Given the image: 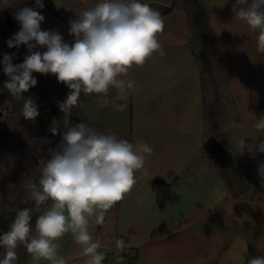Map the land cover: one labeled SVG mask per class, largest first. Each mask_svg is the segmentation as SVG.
<instances>
[{
  "label": "crops",
  "instance_id": "crops-1",
  "mask_svg": "<svg viewBox=\"0 0 264 264\" xmlns=\"http://www.w3.org/2000/svg\"><path fill=\"white\" fill-rule=\"evenodd\" d=\"M201 1L237 118L229 138L232 156L264 190L258 174L264 153L241 152L238 146L242 138L246 144L264 141V131L253 128L264 115V53L257 51L259 30L253 31L236 18L235 0ZM142 2L158 11L169 10L161 14L165 27L158 35L166 54L156 52L143 66H133L124 78L134 80L135 86L126 94L115 88L107 95L81 93L75 107V124L84 122L100 133L115 134L133 145L143 141L153 149L143 170L136 173L135 186L105 213L104 221L90 218L89 231L107 258L103 264H248L253 256L264 257V194L260 200L233 196L223 168L208 156L203 85L190 44L187 13L180 0ZM43 3L40 9L35 0H8V4L0 0V30L16 8L30 7L45 18L41 30L57 31L64 42L73 44L69 20L84 10L85 0ZM7 41L0 32V61L4 54H14ZM38 48L42 53L47 50ZM32 75L38 86L44 83L64 94L70 91L53 74ZM7 79L0 63V136L13 101L3 87ZM239 229L252 233L253 247ZM58 244V255L67 264H84L86 257L70 232ZM24 264L50 262L34 259L27 252Z\"/></svg>",
  "mask_w": 264,
  "mask_h": 264
},
{
  "label": "clouds",
  "instance_id": "clouds-1",
  "mask_svg": "<svg viewBox=\"0 0 264 264\" xmlns=\"http://www.w3.org/2000/svg\"><path fill=\"white\" fill-rule=\"evenodd\" d=\"M3 3L8 4V0ZM35 5L44 8L43 0H35ZM233 12L253 31L259 30L257 51L264 53V0H235ZM14 19L20 30L7 41L8 47L24 45L31 54L20 64H13L14 54H4L0 63L8 77L4 89L14 100L22 101L20 114L27 120L39 115L33 98L22 95L37 85L33 72L55 75L70 91L58 102L64 125L61 143L50 150L38 182L31 177L22 182L25 203L34 201L37 210L49 201L51 206L37 217L35 235L30 223L32 209L18 210L9 229L0 235V248L4 249L0 264H16L20 244L34 259L67 264L58 255V240L69 232L82 248L84 264H103L100 242L89 231L90 218L95 216L97 223L104 221L105 213L135 186L136 173L143 170L153 149L143 141L133 145L115 134L100 133L84 122L72 124L70 117L81 93L107 95L115 88L124 95L134 88L135 81L124 78L129 70L143 66L156 52L166 54L158 40L164 19L142 0H85L84 10L69 20V35L74 37L71 45L57 31L41 30L45 18L33 8H16ZM37 46L47 50L33 51ZM59 127L54 119L49 130L55 135ZM253 128L264 131V115ZM40 142L49 143L46 138ZM238 146L241 152L264 153V141L246 144L242 138ZM258 174L264 183V164ZM117 243L123 246L122 241ZM248 264H264V257L251 258Z\"/></svg>",
  "mask_w": 264,
  "mask_h": 264
},
{
  "label": "rangeland",
  "instance_id": "rangeland-1",
  "mask_svg": "<svg viewBox=\"0 0 264 264\" xmlns=\"http://www.w3.org/2000/svg\"><path fill=\"white\" fill-rule=\"evenodd\" d=\"M180 4L182 7L194 9L191 6V0H180ZM190 14H194V11L191 10ZM192 28V49L201 68L202 108L209 141L208 156L216 165H221L223 168V178L233 196H247L260 200L264 190L243 167L236 164L232 156L234 152L229 138L234 129L232 125L235 124L237 118L233 111L227 86V75L221 63L215 36L208 32L204 22H201L200 26L194 22ZM19 30L20 26L14 30V34ZM0 32L5 35L3 28ZM12 48L16 56L14 59L16 64L23 63V59L31 54L24 45ZM33 51L42 53L38 46ZM22 95L25 99L33 98L38 106L39 115L35 120L25 119L20 114L22 101L13 99L5 119L4 135L0 144V224L5 225V230L0 229V235L9 229L18 210L24 208L32 209L30 223L33 229L32 234L35 235L36 219L49 202L41 206L39 210L36 209L34 201L29 199L25 203V189L22 182L29 177L38 182L41 168L46 160L50 159V150L58 148L64 131L63 113L58 107V102L64 101L67 94L55 90L52 86L45 87L42 83L41 86L37 84ZM76 118L74 107L70 122L75 124ZM54 119L60 124L59 131L55 135L49 130ZM41 138H46L49 143L41 144ZM239 232L247 238L250 247L256 244L252 233L241 229ZM3 251L4 249L1 248L0 258H2ZM16 252L18 257L16 264H24L26 247L20 244ZM105 260H107L106 257Z\"/></svg>",
  "mask_w": 264,
  "mask_h": 264
},
{
  "label": "trees",
  "instance_id": "trees-1",
  "mask_svg": "<svg viewBox=\"0 0 264 264\" xmlns=\"http://www.w3.org/2000/svg\"><path fill=\"white\" fill-rule=\"evenodd\" d=\"M191 6L194 8V9H189V8H186V7H183V9L186 11L187 13V16H188V20H189V25H190V31H191V41H190V44H191V48H192V34H193V23L197 22L198 25L200 26L201 22H204L205 24V28L208 30V32L211 34V35H214L212 29L210 28L209 24H208V15H207V11L202 3L201 0H191ZM194 11V14H190V11ZM36 11H38V9H36ZM169 10H163L161 12L162 13H167ZM193 50V49H192ZM193 55L195 56V59L197 60L198 64H199V60L197 58V56L195 55V52L193 51ZM199 74L201 76V68H200V64H199ZM3 135H4V129L1 133V136H0V144H1V141L3 139ZM0 229L1 230H5V225L4 224H0ZM0 254H1V248H0Z\"/></svg>",
  "mask_w": 264,
  "mask_h": 264
},
{
  "label": "water",
  "instance_id": "water-1",
  "mask_svg": "<svg viewBox=\"0 0 264 264\" xmlns=\"http://www.w3.org/2000/svg\"><path fill=\"white\" fill-rule=\"evenodd\" d=\"M19 26V22L14 19V13L7 17L3 27L7 40L13 37L14 30Z\"/></svg>",
  "mask_w": 264,
  "mask_h": 264
},
{
  "label": "built area",
  "instance_id": "built-area-1",
  "mask_svg": "<svg viewBox=\"0 0 264 264\" xmlns=\"http://www.w3.org/2000/svg\"><path fill=\"white\" fill-rule=\"evenodd\" d=\"M83 11V10H82Z\"/></svg>",
  "mask_w": 264,
  "mask_h": 264
}]
</instances>
